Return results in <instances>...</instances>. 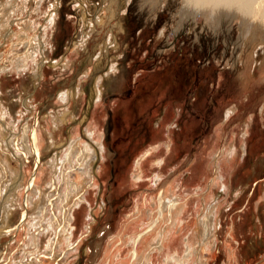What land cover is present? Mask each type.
I'll return each mask as SVG.
<instances>
[{
  "label": "rangeland",
  "instance_id": "374dc122",
  "mask_svg": "<svg viewBox=\"0 0 264 264\" xmlns=\"http://www.w3.org/2000/svg\"><path fill=\"white\" fill-rule=\"evenodd\" d=\"M185 5L0 0V264H264L263 28Z\"/></svg>",
  "mask_w": 264,
  "mask_h": 264
},
{
  "label": "bare ground",
  "instance_id": "6f19581e",
  "mask_svg": "<svg viewBox=\"0 0 264 264\" xmlns=\"http://www.w3.org/2000/svg\"><path fill=\"white\" fill-rule=\"evenodd\" d=\"M186 9H190V10H195V9H193V8H191L187 3H186V5L184 6ZM203 11H205L207 14H208V16H211V17H216V16H218V15H220V13H225V14H229V13H231V12H227V11H224V10H221L219 13H217V14H215V15H213L212 13H210L209 11H207V10H203ZM233 14H235V12H233ZM243 18V20L245 19L244 17H242ZM53 20V18L51 17L50 18V20H49V22H51ZM54 22V21H53ZM49 24V23H48ZM247 26H249V25H247ZM91 27V26H90ZM262 28H263V32H264V26H262ZM85 40L83 39L82 40V42H84ZM33 42V41H32ZM46 42V41H45ZM85 43V42H84ZM30 45V44H29ZM46 45V44H45ZM31 46H32V44H31ZM33 47V46H32ZM30 49H31V47H30ZM28 50H29V47H28ZM33 50H34V48H33ZM33 52V51H32ZM29 53H30V51H29ZM28 53V54H29ZM31 54V53H30ZM29 54V55H30ZM26 56V55H25ZM101 81V80H100ZM97 91H96V96L97 97H100V95H101V92H102V89H101V82H98L97 83ZM64 97V98H63ZM66 97H65V94H63L62 95V99L64 100ZM230 111L231 110H229V111H227V113L226 114H228V113H230ZM229 115V114H228ZM66 116L64 115L61 119H59L60 121H59V123H62V122H65V121H63V120H66V119H64ZM89 132V131H88ZM89 134V133H88ZM91 136H92V138L94 139V137H93V135L91 134ZM90 136V137H91ZM96 136V135H95ZM97 138H98V136H96ZM29 138V137H28ZM92 139V140H93ZM98 139H100V138H98ZM26 140V139H25ZM29 141H30V139H29ZM42 141H43V138H42V136L40 135H37L36 134V145H35V150L37 151V153H38V155L40 156V152H41V146H42ZM51 143H55V139H54V136L53 135H51ZM97 144H98V142H97ZM99 145H100V143H99ZM91 147H89V144H87V143H81V141H79V138L77 139V138H71L70 139V143L68 144V148H66L65 150H64V152H65V154H64V156L61 158L60 157V159H59V164H61L62 165V167L60 166V167H56L55 165H56V163H58L57 161H56V159L54 160L53 159V161L52 162H50V163H52V168H56L57 169V171L59 172V174L61 175V183H63L65 186H66V189H65V191H64V194L63 193H60V192H58L59 194H58V199L60 200V195L62 194L63 196H64V198H67V197H69L70 196V193H72V192H74L75 190H77V189H79V188H77V186H76V184L75 183H73V184H70V182L69 181H67L66 179H65V177L68 175V173H69V171H67V170H65L64 169V167L66 166V164H67V167L69 166L70 168H72L73 167V165L74 164H78V166H81L80 168L82 169L83 167L82 166H85L86 167V164L88 165L89 164V161H90V159H89V156H91V154L93 153V148L92 149H90ZM97 152V151H96ZM139 161H137V163H138ZM138 165V168L140 169V165L139 164H137ZM58 166V165H57ZM66 168V167H65ZM43 169V168H42ZM46 169V168H45ZM56 169H55V171H56ZM86 171H87V169H85ZM42 171V170H41ZM89 171V170H88ZM88 173V172H87ZM86 173V174H87ZM58 174V175H59ZM89 174V173H88ZM87 174V175H88ZM37 174H34L33 176H32V178H31V180H30V188H36V189H34V190H38V195H36V197L38 198V196L41 198L40 200L42 201L43 200V197H47V198H50V196H51V194L49 195V193H47V195H44V194H46V191H42L41 192V190L39 189L40 187H39V185H37L38 183H36V179H37ZM83 176H85V173H84V175ZM40 177V176H39ZM39 177H38V180H39ZM58 176H55V177H53V179L49 182V184H48V186H49V188H52V189H55L56 188V185H57V183H56V178H57ZM86 177V176H85ZM40 184V183H39ZM61 189V188H60ZM33 190V189H32ZM54 191H56V190H54ZM59 191V190H58ZM77 192V191H76ZM28 198H31V197H28ZM28 198H27V202H28ZM39 200V199H38ZM30 202V201H29ZM32 202V201H31ZM54 204V202L53 203H51V206ZM54 206H55V204H54ZM170 206H168V208H169ZM164 208H166V207H164ZM40 212V211H39ZM160 212H161V209H160ZM162 213V212H161ZM37 214H39V213H37ZM42 218L46 215V214H44V213H40L39 214ZM36 219V218H35ZM38 219V218H37ZM65 219V218H64ZM55 222V221H54ZM206 222V221H205ZM56 223V222H55ZM47 224V223H46ZM64 224H65V222H64ZM62 225V224H61ZM205 225H207V224H205ZM45 227H46V225H44ZM48 227H47V229H49L50 227H49V225H47ZM42 228H43V225H42ZM43 230H45V228L43 229ZM60 232V231H59ZM55 238V237H54ZM56 239V238H55ZM55 241V240H54ZM57 241V240H56ZM56 243V242H55ZM52 245V244H51ZM38 247V246H37Z\"/></svg>",
  "mask_w": 264,
  "mask_h": 264
},
{
  "label": "clouds",
  "instance_id": "9594fccd",
  "mask_svg": "<svg viewBox=\"0 0 264 264\" xmlns=\"http://www.w3.org/2000/svg\"><path fill=\"white\" fill-rule=\"evenodd\" d=\"M193 9L207 10L213 15L221 10L235 12L252 24L264 26V0H186Z\"/></svg>",
  "mask_w": 264,
  "mask_h": 264
}]
</instances>
